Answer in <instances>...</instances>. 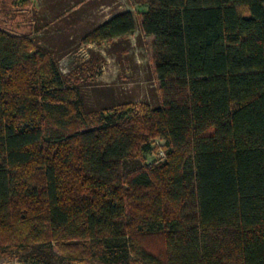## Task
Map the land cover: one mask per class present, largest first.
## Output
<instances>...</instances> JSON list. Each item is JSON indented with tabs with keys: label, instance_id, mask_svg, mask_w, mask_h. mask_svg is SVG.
Returning <instances> with one entry per match:
<instances>
[{
	"label": "trees",
	"instance_id": "obj_1",
	"mask_svg": "<svg viewBox=\"0 0 264 264\" xmlns=\"http://www.w3.org/2000/svg\"><path fill=\"white\" fill-rule=\"evenodd\" d=\"M136 1L160 104L87 115L17 0H0V255L264 264V0ZM135 26L118 12L81 40ZM157 137L164 159L125 172Z\"/></svg>",
	"mask_w": 264,
	"mask_h": 264
},
{
	"label": "rangeland",
	"instance_id": "obj_2",
	"mask_svg": "<svg viewBox=\"0 0 264 264\" xmlns=\"http://www.w3.org/2000/svg\"><path fill=\"white\" fill-rule=\"evenodd\" d=\"M24 18L32 24L30 37L39 47L54 53L67 82L79 89L87 115L128 104L134 110L160 104V83L154 70L153 37L142 33L136 0H17ZM131 11L135 30L98 45L82 43V36L115 13ZM165 156L164 142L151 140L148 153H136L124 161L125 172L150 168ZM0 264H92L66 260L56 249L42 247L9 250Z\"/></svg>",
	"mask_w": 264,
	"mask_h": 264
}]
</instances>
